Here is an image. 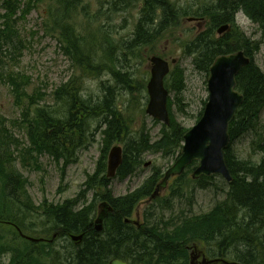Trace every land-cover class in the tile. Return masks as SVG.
<instances>
[{"label":"trees","instance_id":"obj_1","mask_svg":"<svg viewBox=\"0 0 264 264\" xmlns=\"http://www.w3.org/2000/svg\"><path fill=\"white\" fill-rule=\"evenodd\" d=\"M80 1L58 0L67 17ZM29 6L31 8V5ZM20 8L18 0H8L2 5L4 14L0 23V81L9 84L18 107L24 100L28 101L27 108L22 112L27 136L36 150L47 151L53 157L62 156L61 151L68 143L84 141L88 133V119H101L98 128L103 136L102 164L99 163L95 175L87 179L86 187L91 189L90 186H95L96 174L105 170L104 159L112 144L123 143L130 134L129 119H126L115 105L112 88L105 85L103 98L97 103L92 99L80 98L74 81L64 85L54 94L64 105V111L60 115L49 113L39 106L45 98L41 92L27 95L26 84L20 75L7 73L6 62V59H11L13 53L19 54L22 41L15 31L16 20H19L16 16L20 11V17L27 12L26 7L22 10ZM206 8L205 14L209 17L210 28L205 34L199 35L192 44L200 49L199 61L205 66L204 70L207 72L217 57L237 51H243L250 59L249 65L236 77V90L243 96L244 101L228 127L230 144L224 154L232 182L224 184L222 200L218 201L210 212L198 217L185 219L188 216H180L175 220L172 217L171 221L167 222L158 218L149 225L141 224L139 228L126 223V219H131L141 202L150 198L163 178L162 175L157 183L158 177L154 176L132 194L118 199L108 198L113 212L104 220L102 232L97 233L92 217L95 212L94 203L81 209H76L77 201H68L56 206L43 205L40 210L32 206L25 192V181L11 161L14 156L11 153L12 137L0 118V256L9 255L8 264H108L113 259L128 264H187L186 248L191 244L209 246L208 255L212 259L223 258L237 264H264V159L257 163L240 161L232 148L234 141L255 129L264 110V74L253 61L260 46L244 36L235 42L231 34L212 39L213 32L220 26L234 23L237 13H243L251 22L264 27V0H215L214 5ZM177 14L164 0H145L140 8V20L133 39L122 43V49L132 54L150 45L159 38L162 31L176 25ZM192 17H196V14ZM61 20L60 18L53 22L55 27L59 28L64 43H67V56L72 57L84 73L97 75L103 71L101 64L93 65L92 57L82 52L76 42L78 39L72 37ZM113 59L110 58L111 65L106 66L107 70L116 84L127 92L132 91L128 73L121 71L123 62ZM173 79L174 90L180 94L183 88L181 74L174 72ZM167 109L170 113L169 102ZM169 119L170 124L162 128L159 141L150 144L149 137L143 135L126 144L122 165L116 173L118 178L123 179L131 174L136 158L145 151L171 154L175 157L174 162L179 158L183 135L187 131L176 123L171 114ZM196 165L197 163L193 162L180 177L171 179L174 185L170 190L174 198L183 197L182 187L186 184L206 189L211 185L210 182L216 179L215 176L201 177L193 182L187 178L186 173L194 170ZM108 180L107 177H102L99 184H105ZM88 190L83 191L80 197L83 198ZM157 200L158 198L153 202ZM32 214L37 216L36 226H45L46 231L35 229L32 220V226L28 225L30 229L26 227V220ZM146 218L148 220V217ZM180 220L174 230L169 228V225ZM15 227L25 235L30 232L31 235L40 233L42 237L38 238L46 240L52 239L54 234L57 237L52 242L31 243L20 238ZM71 235H82V242L72 243ZM9 236L19 238L22 246L15 245L13 238L9 239ZM58 239L67 240L69 243L68 247H62L63 251L53 249Z\"/></svg>","mask_w":264,"mask_h":264},{"label":"rangeland","instance_id":"obj_2","mask_svg":"<svg viewBox=\"0 0 264 264\" xmlns=\"http://www.w3.org/2000/svg\"><path fill=\"white\" fill-rule=\"evenodd\" d=\"M7 1L0 0V23L4 14L2 5ZM18 1L20 9L26 7L27 12L23 17H20L21 11L16 16L19 20H16L15 31L22 42L19 54L11 50L13 53L11 59H8L9 61L6 59L7 73L20 75L26 84L28 96L36 91L44 94L45 98L39 106L49 113L60 115L64 111V105L54 95L64 85L74 81L78 96L85 100L92 99L95 103L102 100L105 85L112 88L115 105L130 122V134L123 143L115 142L111 147L118 145L124 152L130 140H137L143 135L149 137L150 144L159 141L165 125L145 113L148 103L146 85L150 77L148 58L159 56L168 59L169 62L176 60V64L171 65L170 72L164 80L168 91L167 104L168 102L170 104L169 116L171 114L176 123L186 131L195 126L201 118L208 101L209 69L207 72L204 70L205 66L199 61L200 49L193 47L192 44L199 35L209 30L210 20L205 11L206 7L214 5L215 0H164L178 13L176 25L162 31L158 39L132 54L125 52L121 44L133 39L140 20V8L145 0H81L68 17L65 16V11L58 0ZM194 14L195 18H203L205 22L201 24L187 22ZM60 18L72 37L78 39L76 42L82 52L92 57L93 65L101 64L103 71L97 75L84 73L73 58L67 56L65 52L67 43H64L59 28L57 26L56 28L54 23ZM230 25V30L225 34H231L235 42L244 36L260 46L259 51L254 54L253 61L264 74V27L251 22L243 13H237L234 23ZM214 38H218L216 30L212 34V39ZM110 58L123 62L121 71L128 73L132 91L127 92L116 84L106 68L111 65ZM174 72L181 74L183 79L180 94L174 90ZM27 105L28 101L24 100L18 107L9 84L0 81V118L12 137L11 153L14 156L11 161L15 170L23 177L25 192L36 210H40L43 205L56 206L68 201H77L76 209L94 203L95 212L92 216L94 221L102 210L100 205L103 202L110 205L108 198L112 200L132 194L154 176L158 177V183L161 176L174 164L175 157L171 154L145 151L136 158L131 174L123 179L116 176L100 185V179L102 177L106 179L110 147L104 159L106 165L104 172L97 173L95 186L87 188V179L95 175L99 163L102 164L103 136L98 128L101 119H88L86 124L88 133L84 141L68 143L69 145L67 144L61 151L62 156L53 157L47 151L36 150L27 136V127L22 117ZM232 148L240 161L257 163L264 159V110L255 129L234 141ZM146 163L149 165L144 167ZM192 171L186 173L190 180ZM173 182L170 180L157 201L147 204L148 199L143 200L131 219L149 225L158 218L167 222L171 221L172 217L174 220L180 216L181 218L188 216L185 219L198 217L210 212L224 197L223 189L226 182L221 177H216L206 189H200L194 184L184 185L182 198L172 196L170 189L174 185ZM86 189L89 190L81 198L82 192ZM36 218V214H32L26 220V227L29 228L33 223L38 231H46L45 226L39 224L36 226ZM177 221L169 225L171 230L180 224L181 220ZM31 234L30 232L26 235L36 238L41 236L40 233ZM8 238H13L15 245L22 246L19 238L11 236ZM68 245L67 240L58 239L53 249L60 251L62 247ZM193 247L196 253L211 258L208 255L209 246L191 244L186 248L187 264L190 255L194 254ZM9 260L10 256L7 254L0 256V264H8Z\"/></svg>","mask_w":264,"mask_h":264},{"label":"water","instance_id":"obj_3","mask_svg":"<svg viewBox=\"0 0 264 264\" xmlns=\"http://www.w3.org/2000/svg\"><path fill=\"white\" fill-rule=\"evenodd\" d=\"M195 18H188L187 22L193 23ZM230 30L229 25H222L216 30V34L221 37ZM150 66V77L146 85L148 94V103L145 109L146 115L152 119L163 123L165 126L170 124L169 113L167 109L168 91L165 88L164 80L170 72V64L175 65L176 60L168 61L159 56L148 58ZM250 59L245 56L243 51H237L229 55H222L215 59L209 68V78L207 80L208 101L205 104L201 118L195 126L183 135V144L179 158L164 173L162 180L156 185L154 192L147 200L152 203L156 200L162 191L168 187V182L172 178L180 177L186 168L193 162L197 163L196 168L191 174L193 181L201 177H221L226 183L232 182V176L225 161L224 151L230 144L228 127L234 119L238 109L243 104V96L236 90V77L239 72L249 65ZM123 162V151L118 145L113 146L107 157L106 177L113 179L117 170ZM146 163L144 167H147ZM101 212L94 221V230L97 233L102 232L104 220L113 208L106 202L101 205ZM126 223L131 222L126 219ZM136 227L140 224L137 221L132 222ZM20 238L31 243L52 242V239L34 238L27 236L15 227ZM82 235H71L70 241L78 244L82 242ZM198 256H191L189 264H237L227 261L223 258L208 259L203 257L197 263ZM108 264H128L119 259H113Z\"/></svg>","mask_w":264,"mask_h":264},{"label":"flooded vegetation","instance_id":"obj_4","mask_svg":"<svg viewBox=\"0 0 264 264\" xmlns=\"http://www.w3.org/2000/svg\"><path fill=\"white\" fill-rule=\"evenodd\" d=\"M195 18V17H194ZM197 21L196 22H198L199 24H201V23H203V22H205V19H203V18H195ZM194 23V22H193ZM228 25V24H227ZM230 26V25H229ZM166 61H168V63L170 64V62H169V60L168 59H165ZM171 68V67H170ZM138 209V208H137ZM137 209H136V211H137ZM136 213V212H135ZM134 213V214H135ZM131 222H129V223H131L132 225H134L132 222H133V220L132 219H129ZM140 224V223H139ZM141 225V224H140ZM135 226V225H134ZM136 227V226H135ZM140 227V226H139ZM139 227H137V228H139ZM193 249V252H194V256H198V259H197V263L198 262H200L201 261V259L203 258V257H205V258H207L205 255H203V254H198V253H196V251L194 250L195 249V247H193L192 248ZM190 258H191V255H190ZM208 259H212V258H208Z\"/></svg>","mask_w":264,"mask_h":264},{"label":"bare ground","instance_id":"obj_5","mask_svg":"<svg viewBox=\"0 0 264 264\" xmlns=\"http://www.w3.org/2000/svg\"><path fill=\"white\" fill-rule=\"evenodd\" d=\"M107 219V218H106ZM105 225V224H104Z\"/></svg>","mask_w":264,"mask_h":264}]
</instances>
